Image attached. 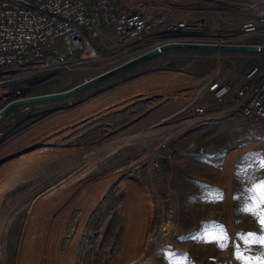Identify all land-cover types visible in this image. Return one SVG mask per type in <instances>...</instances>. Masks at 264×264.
Here are the masks:
<instances>
[{
  "label": "rangeland",
  "instance_id": "374dc122",
  "mask_svg": "<svg viewBox=\"0 0 264 264\" xmlns=\"http://www.w3.org/2000/svg\"><path fill=\"white\" fill-rule=\"evenodd\" d=\"M254 3L264 0H143L161 10L160 25L136 50L264 45V28L241 29ZM254 55L167 51L73 98L3 118L0 162L14 166L4 173L0 163V264H264L255 239L264 204L254 205L258 215L242 211L252 203L247 189L264 181V122L197 112L210 100L207 84L264 61ZM119 65L0 79V111Z\"/></svg>",
  "mask_w": 264,
  "mask_h": 264
},
{
  "label": "built area",
  "instance_id": "2783aa9c",
  "mask_svg": "<svg viewBox=\"0 0 264 264\" xmlns=\"http://www.w3.org/2000/svg\"><path fill=\"white\" fill-rule=\"evenodd\" d=\"M250 11L241 29L261 34L264 4L254 3ZM160 14L143 0H0V79H57L127 63L142 56L135 45L160 25ZM206 93L210 100L197 108L200 116L210 120L223 113L264 122V61L250 64L233 80L209 82Z\"/></svg>",
  "mask_w": 264,
  "mask_h": 264
},
{
  "label": "water",
  "instance_id": "95a60500",
  "mask_svg": "<svg viewBox=\"0 0 264 264\" xmlns=\"http://www.w3.org/2000/svg\"><path fill=\"white\" fill-rule=\"evenodd\" d=\"M171 50H192V51H211V52H228V53H246V54H264V45H216L203 43H170L158 47L149 53H146L136 59L115 67L91 80L85 81L67 91L47 94L37 97H27L14 100L8 103L0 111V122L8 114L18 108L30 107L39 104L51 103L73 98L83 92H86L101 83L112 79L148 60H151L160 54Z\"/></svg>",
  "mask_w": 264,
  "mask_h": 264
},
{
  "label": "snow or ice",
  "instance_id": "6c2138e0",
  "mask_svg": "<svg viewBox=\"0 0 264 264\" xmlns=\"http://www.w3.org/2000/svg\"><path fill=\"white\" fill-rule=\"evenodd\" d=\"M261 167H264V160H261ZM247 192L249 193L248 199L252 203L247 204L242 209V211L252 212L254 215H258L256 209L254 208V205H256L257 201H259L260 204H264V181H261L259 184H253L251 188L247 189ZM258 222L261 225H264V215H259ZM249 235H252V234H249ZM208 236H209V233L206 231L204 234V238H207ZM213 239L219 241L221 239H226V237H220L219 235H214ZM255 239L259 243L264 244V235H261L260 237L255 238ZM220 246L223 247L224 244L221 243Z\"/></svg>",
  "mask_w": 264,
  "mask_h": 264
},
{
  "label": "crops",
  "instance_id": "0c3cea01",
  "mask_svg": "<svg viewBox=\"0 0 264 264\" xmlns=\"http://www.w3.org/2000/svg\"><path fill=\"white\" fill-rule=\"evenodd\" d=\"M238 54V53H237ZM255 57H258V56H256V55H254ZM259 58V57H258ZM37 106L38 105H36V106H33V108H37ZM32 107V106H31ZM18 110H20V111H22L23 112V110H26V109H23V108H18ZM32 110H34V109H32ZM17 111V109H15L14 111H12L10 114H8V116L4 119V120H6V119H10V118H12V116H14L13 114H15V112ZM4 120H2V124H3V122H4ZM3 126V125H2ZM1 144V143H0ZM3 146V145H2ZM2 160V159H1ZM0 160V161H1ZM1 163V162H0ZM5 164L7 165V164H9V163H1V165H3V168H2V170L1 171H3L4 173L6 172V170H7V172H9L10 170L9 169H11L14 165H10L9 167H7V168H5ZM12 172V171H11Z\"/></svg>",
  "mask_w": 264,
  "mask_h": 264
},
{
  "label": "bare ground",
  "instance_id": "6f19581e",
  "mask_svg": "<svg viewBox=\"0 0 264 264\" xmlns=\"http://www.w3.org/2000/svg\"><path fill=\"white\" fill-rule=\"evenodd\" d=\"M189 30H182V32H188Z\"/></svg>",
  "mask_w": 264,
  "mask_h": 264
}]
</instances>
